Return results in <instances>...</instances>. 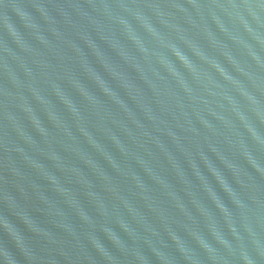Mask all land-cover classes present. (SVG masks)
I'll return each instance as SVG.
<instances>
[{
    "label": "water",
    "instance_id": "1",
    "mask_svg": "<svg viewBox=\"0 0 264 264\" xmlns=\"http://www.w3.org/2000/svg\"><path fill=\"white\" fill-rule=\"evenodd\" d=\"M0 264H264V0H0Z\"/></svg>",
    "mask_w": 264,
    "mask_h": 264
}]
</instances>
